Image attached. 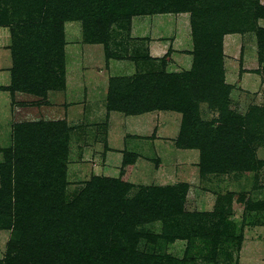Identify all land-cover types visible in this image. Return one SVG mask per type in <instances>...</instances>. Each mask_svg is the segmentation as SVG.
Wrapping results in <instances>:
<instances>
[{"label": "rangeland", "instance_id": "rangeland-1", "mask_svg": "<svg viewBox=\"0 0 264 264\" xmlns=\"http://www.w3.org/2000/svg\"><path fill=\"white\" fill-rule=\"evenodd\" d=\"M196 4L208 6L196 18L198 29L221 35L214 74L226 86L219 95H227L222 109L196 97L203 123L197 133L205 138L199 145L221 152L210 159L221 160L218 168L205 174L198 144L178 142L176 109L184 97L165 77L191 69L192 55L180 54L192 51L190 15L170 12H192ZM103 16L106 31L95 27ZM259 31L264 0H0V264L23 259L19 231L26 223L50 236L66 235L79 221L85 233L105 221L104 246L117 233L128 264H264ZM153 33L168 40L166 68L143 42ZM148 73L155 82L135 85L144 89L142 103L126 112L107 109L112 82L123 87ZM17 80L25 92L15 91ZM147 113L154 115L149 132L134 131L130 117ZM227 117L229 128L242 126L241 136L221 130ZM131 155L130 171L121 175ZM11 246L18 249L9 255ZM26 247L27 259L34 258Z\"/></svg>", "mask_w": 264, "mask_h": 264}, {"label": "trees", "instance_id": "trees-1", "mask_svg": "<svg viewBox=\"0 0 264 264\" xmlns=\"http://www.w3.org/2000/svg\"><path fill=\"white\" fill-rule=\"evenodd\" d=\"M132 3L134 4V2H131V4ZM131 4H129V7H131ZM114 7L119 8L118 6ZM103 8H108V6L105 5ZM193 8H195V10L192 12L189 10L188 12L186 10L184 11L183 8H177L170 12L174 14L189 13L190 15L189 17L193 46L192 51L190 52V55H192L193 58L191 69L181 74L165 73V77L171 81L169 82L170 84L174 82L173 86L176 85V83L180 86L181 89H179L180 92L178 93L184 97L183 104L185 105L182 106L180 104L178 109H176L179 113H181L182 117L180 129L181 132L178 142L187 140L188 143L191 142L194 147H200L202 152L200 170L205 174L207 171H209V169L213 170L218 168V163L221 162V160H219V162H213V160L210 159H212L214 155H217L221 152L220 150L217 151L215 146L209 148L205 142L201 146L199 145V142L201 140L204 141L205 138L199 137L197 133V128L203 124L200 121L201 119L198 115L197 98H200L202 101H208L212 106L215 104L214 106L217 107V109H222L223 106H225L227 95L223 97L219 95L221 88L226 86L223 84V81L219 80V78L214 74L215 70L221 67L222 63V61H220L222 56L221 35H216L215 37L214 35H209L208 32L204 31L203 29H198V21L196 18H202L207 11L208 6H205L204 4H196V6ZM140 15L142 14L140 13ZM106 17L107 16H103L100 21L97 19L95 24L97 30L106 31L105 28L102 29L101 26V23H103L102 20ZM104 24H107V22L105 21ZM263 34L264 31H259L258 42L261 51H264V44L262 42ZM98 35L99 33L97 32L93 34V42H97L96 40ZM163 58H165V56ZM163 58H161L160 61L161 66L162 68H166L167 63L164 62ZM219 73L221 74V72ZM155 77L156 75L154 73H148L147 75H138L132 79L128 78L122 81V84L127 82L126 85H123V87L121 86V80L119 79L115 81L118 86H116V88L112 87V82L108 91L109 94L107 98V109L126 112L131 108L130 103H133L136 106L138 105V102L142 103V101H144V89L139 90L140 86L135 88V85H149L155 82ZM133 82H135V84L130 85ZM18 83L19 80L16 82L15 91L25 92L24 89L18 87ZM26 93L31 92L26 91ZM229 121H231V119L229 118L228 120L227 117V121H225V127H222L221 130L225 131L226 136L230 134H238L241 136L243 133L242 126H239L238 128H229ZM194 134L197 136L194 137ZM134 159V155H131V161H125L123 163L121 175L130 171L129 166L133 164ZM117 181H114V183L120 184ZM0 194H2V192H0ZM15 214L17 217V223L20 224L22 211L19 207H17ZM104 222L102 224H97L95 227L89 228V232L85 233L81 227L82 222L80 223L79 221L73 227L74 230H71L69 233L66 232V235H63V233L52 232L50 236L47 234L43 236V232L39 231L34 226L32 228L28 227L29 224L26 223L25 226L20 227L19 231L21 237L20 242L22 245L21 256L23 259H19L18 257L15 259H10L9 264H29L30 260L32 261L31 264H128V262L131 261L128 257V250L121 247V238L117 233L112 234V238H114L112 245L106 247L104 246V244L110 238V236H107L102 231V227H105ZM33 229H37L38 231L35 233L32 231ZM29 231L31 232V235ZM98 237L99 240L103 242V244L95 246L96 239H98ZM15 247L16 246H11L9 248V255L10 253H15L17 251L18 248ZM25 247L29 249L30 253L35 255L34 258L31 257L27 259L26 253L23 251Z\"/></svg>", "mask_w": 264, "mask_h": 264}, {"label": "crops", "instance_id": "crops-1", "mask_svg": "<svg viewBox=\"0 0 264 264\" xmlns=\"http://www.w3.org/2000/svg\"><path fill=\"white\" fill-rule=\"evenodd\" d=\"M182 15H188V13H181ZM170 15L171 14H166V15H162V14H157V15H155L154 17H156L157 19H159V18H161V19H165L166 17H170ZM189 17V16H188ZM155 18V19H156ZM188 20H189V18H188ZM185 21V23H186V20H184ZM189 29H190V27H189ZM150 33H151V31H150ZM190 33V32H189ZM156 33H153V35H154V37H153V39L152 40H150V38H149V40H147V41H143V42H146L147 43V47H148V49H149V53L152 55V57H153V55H154V57H158V58H161L164 54H162V53H164V51H165V41L167 42L168 40H167V38L165 37V36H162V35H155ZM160 34V33H159ZM147 39V38H146ZM170 44H172L171 42L169 43V45ZM180 52V51H179ZM189 50H183L182 52H180V54H183V53H185V54H187V55H190L189 54ZM4 78V80L5 79H7L6 78V76H4L3 77ZM26 97H28V95H26V94H24ZM93 96H95V95H93ZM93 96H89V98L91 99ZM31 97L29 96V99H30ZM103 95H101L100 96V98H99V101H100V103L102 104V107H103ZM115 115V114H114ZM152 113H147V114H143V115H140V116H136V117H130V118H133V119H131L130 120V123H132V126L131 127H133V130L134 131H136V128L134 129V127H137L138 128V126H140V128H142L144 131H145V133H148L149 131H147V128L149 127L150 128V126H149V124H150V122H152V121H154V120H152V121H150L151 120V117H152ZM154 116V115H153ZM114 118H115V120L117 121V122H119V121H121L122 119L121 118H117L116 116H114ZM135 118H141V119H143V120H140V123L142 124H139V123H137V122H134V119ZM125 119H126V117H125ZM152 119H153V117H152ZM127 120V119H126ZM133 120V121H132ZM122 121H124V120H122ZM125 122V121H124ZM149 122V123H148ZM171 125V124H170ZM131 127H128V128H131ZM132 129V128H131ZM171 130H172V128H171ZM173 132H175L176 131V128L175 129H173L172 130ZM126 133H131L132 135L133 134H135V132H126ZM139 135V134H138ZM133 139H134V137L133 136H131ZM115 154V153H114ZM112 155V154H111ZM110 155V156H111Z\"/></svg>", "mask_w": 264, "mask_h": 264}]
</instances>
